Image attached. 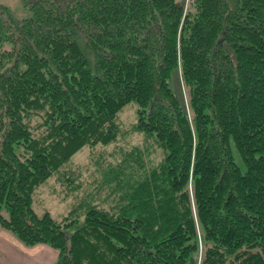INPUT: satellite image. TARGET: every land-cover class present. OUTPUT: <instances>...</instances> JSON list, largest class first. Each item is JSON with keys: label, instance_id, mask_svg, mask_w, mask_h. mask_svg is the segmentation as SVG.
I'll use <instances>...</instances> for the list:
<instances>
[{"label": "trees", "instance_id": "16d2710c", "mask_svg": "<svg viewBox=\"0 0 264 264\" xmlns=\"http://www.w3.org/2000/svg\"><path fill=\"white\" fill-rule=\"evenodd\" d=\"M24 5L0 3V228L54 264H264V0ZM50 178L61 219L32 207Z\"/></svg>", "mask_w": 264, "mask_h": 264}, {"label": "rangeland", "instance_id": "374dc122", "mask_svg": "<svg viewBox=\"0 0 264 264\" xmlns=\"http://www.w3.org/2000/svg\"><path fill=\"white\" fill-rule=\"evenodd\" d=\"M179 1H183L185 3L187 2V0H179ZM0 3L12 9L13 12L17 15V17L21 19L30 18L32 16V11L30 10L29 7L24 5V0H0ZM170 85L174 90V92H176L178 95L181 96V92L179 89L178 75L176 72L172 75V78L170 80ZM134 118H135V109L133 108L132 105H130L128 109L125 111V113L122 115V121L124 124L127 125L130 122H132ZM130 141L132 144H138L140 142L137 138H132ZM109 149L111 150L112 147H109ZM233 150H234L236 163L241 168V170L245 172L246 166L243 163L242 158L240 157L235 147L233 148ZM88 154H89V149H85L83 152L77 153L74 159L79 163L85 162ZM157 155H158L157 156L158 159H160L161 154L159 153ZM71 204H72V198H67L64 192L62 191L61 187L54 180V178H50L45 184H43L36 190L32 207L34 211L39 215H43L49 212L54 218L61 219L68 213ZM1 212L5 217L9 216L8 210L5 207L2 208ZM1 229H5V228L1 227ZM2 252L3 250H0V254H2Z\"/></svg>", "mask_w": 264, "mask_h": 264}, {"label": "crops", "instance_id": "0c3cea01", "mask_svg": "<svg viewBox=\"0 0 264 264\" xmlns=\"http://www.w3.org/2000/svg\"><path fill=\"white\" fill-rule=\"evenodd\" d=\"M0 264H54L58 254L48 245L27 246L13 233L0 228Z\"/></svg>", "mask_w": 264, "mask_h": 264}]
</instances>
